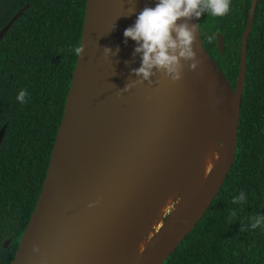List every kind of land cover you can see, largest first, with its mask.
I'll return each instance as SVG.
<instances>
[{"label": "water", "instance_id": "1", "mask_svg": "<svg viewBox=\"0 0 264 264\" xmlns=\"http://www.w3.org/2000/svg\"><path fill=\"white\" fill-rule=\"evenodd\" d=\"M257 1L251 0L232 88L204 49L199 29L196 70L185 64L178 81L156 72L132 84L142 79L131 71L141 66V56L133 55L135 41L124 42V30L158 0H86L79 42L84 52L77 55L38 198L10 264H126L202 145L215 141L216 150L221 147L215 168L190 200L164 214L136 264H163L171 256L203 218L234 163ZM187 22L198 25L195 17ZM117 46L116 55L105 57V47L115 52ZM216 46L222 55L219 34ZM126 84L132 86L125 91Z\"/></svg>", "mask_w": 264, "mask_h": 264}, {"label": "trees", "instance_id": "2", "mask_svg": "<svg viewBox=\"0 0 264 264\" xmlns=\"http://www.w3.org/2000/svg\"><path fill=\"white\" fill-rule=\"evenodd\" d=\"M85 2L0 0V31L23 10L0 38V264L13 260L38 198L77 58ZM250 4L230 0L225 16L205 12L198 18L200 37L232 88ZM215 33L223 39L222 55ZM249 35L234 163L203 218L163 264H264V224L252 229L247 220L264 216V0L257 1ZM23 89L29 96L22 104L16 97ZM241 191L247 201L233 204Z\"/></svg>", "mask_w": 264, "mask_h": 264}, {"label": "clouds", "instance_id": "3", "mask_svg": "<svg viewBox=\"0 0 264 264\" xmlns=\"http://www.w3.org/2000/svg\"><path fill=\"white\" fill-rule=\"evenodd\" d=\"M230 0H158L156 6L145 7L138 15L135 23L124 30L125 43L128 39L136 42L133 55L141 56V66L132 69V74L141 80L132 84L142 83L144 80L161 72L172 80L181 79L184 65L190 70H196L201 64L194 50L198 25H191L187 21L193 17L199 18L203 13L216 17H223L229 12ZM178 21H182L179 22ZM116 24L113 26L114 30ZM75 54L81 56L83 46L78 45ZM105 57L116 55L109 47L103 49ZM132 84H126L123 90H128ZM29 96L26 89L19 92L16 99L26 103ZM247 201L244 191L232 198L233 204ZM230 211V217L235 218L236 212ZM248 222L252 229L264 224V216H249ZM241 230H246L241 228Z\"/></svg>", "mask_w": 264, "mask_h": 264}, {"label": "bare ground", "instance_id": "4", "mask_svg": "<svg viewBox=\"0 0 264 264\" xmlns=\"http://www.w3.org/2000/svg\"><path fill=\"white\" fill-rule=\"evenodd\" d=\"M216 144L215 141L208 140L202 145L185 178L166 196L157 212L149 220L129 255L126 264L137 263L141 252L146 247L148 239L153 236L161 226L162 218L170 205L176 201L174 203L176 206H182L199 191L218 162L221 147L216 150Z\"/></svg>", "mask_w": 264, "mask_h": 264}, {"label": "flooded vegetation", "instance_id": "5", "mask_svg": "<svg viewBox=\"0 0 264 264\" xmlns=\"http://www.w3.org/2000/svg\"><path fill=\"white\" fill-rule=\"evenodd\" d=\"M203 15V14H202ZM197 22H198V29H199V32L201 33V31H200V25H199V20L197 19ZM217 34H219V33H215L214 34V36H215V44H216V35ZM220 35V34H219ZM200 36H201V34H200ZM201 39H202V45H203V47H204V49L206 50V52L208 53V48H209V44L207 43V39H204V38H202L201 37ZM222 41H223V39H222ZM223 47H224V45H223ZM216 48H217V46H216ZM224 53V52H223ZM209 54V53H208ZM221 55V54H220ZM209 56L212 58V56L209 54ZM214 61H215V63L218 65V67L220 68V65H219V62H217L216 61V59H214V58H212ZM221 69V68H220ZM234 88V87H233Z\"/></svg>", "mask_w": 264, "mask_h": 264}, {"label": "rangeland", "instance_id": "6", "mask_svg": "<svg viewBox=\"0 0 264 264\" xmlns=\"http://www.w3.org/2000/svg\"><path fill=\"white\" fill-rule=\"evenodd\" d=\"M176 202V201H175ZM174 202V203H175ZM174 203H172L171 205H170V207L167 209V211H166V213H165V215H167L168 214V212H170V209L172 210L173 208H174ZM150 239V238H149ZM148 239V240H149ZM147 245V244H146Z\"/></svg>", "mask_w": 264, "mask_h": 264}]
</instances>
